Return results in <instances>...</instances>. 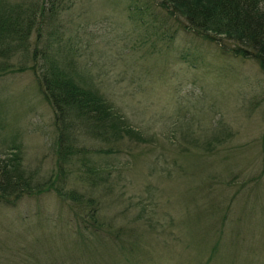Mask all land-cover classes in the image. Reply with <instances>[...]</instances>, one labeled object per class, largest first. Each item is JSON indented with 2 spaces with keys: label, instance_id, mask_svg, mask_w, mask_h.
<instances>
[{
  "label": "rangeland",
  "instance_id": "obj_1",
  "mask_svg": "<svg viewBox=\"0 0 264 264\" xmlns=\"http://www.w3.org/2000/svg\"><path fill=\"white\" fill-rule=\"evenodd\" d=\"M183 23L157 0H72L42 23L137 131L94 152L109 166L95 186L74 164L56 171L54 114L31 70L0 72V152L15 145L27 180L0 199V264H264V70ZM71 130L69 143L107 144ZM71 188L114 236L82 227L88 205Z\"/></svg>",
  "mask_w": 264,
  "mask_h": 264
},
{
  "label": "trees",
  "instance_id": "obj_2",
  "mask_svg": "<svg viewBox=\"0 0 264 264\" xmlns=\"http://www.w3.org/2000/svg\"><path fill=\"white\" fill-rule=\"evenodd\" d=\"M157 1L169 14L181 18L187 29L214 43L220 53L252 59L264 70V0ZM71 2L0 0V72L12 68L31 70L39 92L54 114L58 141L56 171L61 174L67 164H74L79 180L95 186L100 178L97 176H105L109 166L95 164L94 152L111 154L118 148L115 138L122 131L131 135L137 131L126 123L103 93L86 82L74 42L61 43L59 35L55 40L44 35L41 25L45 19ZM76 127L90 139L107 144L91 150L84 142L69 143V132H75L71 129ZM10 146L14 149L0 152V199L8 202L21 189L27 190L18 152L15 145ZM67 195L76 204L88 205L90 215H79L84 229L90 228L92 234L101 230L110 235V228L97 219V200L92 204L90 197L76 194L73 188Z\"/></svg>",
  "mask_w": 264,
  "mask_h": 264
}]
</instances>
